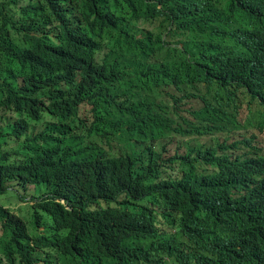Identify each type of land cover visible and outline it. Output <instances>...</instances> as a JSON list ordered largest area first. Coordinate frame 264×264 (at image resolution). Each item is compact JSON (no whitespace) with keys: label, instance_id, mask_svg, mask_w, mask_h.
I'll list each match as a JSON object with an SVG mask.
<instances>
[{"label":"trees","instance_id":"1","mask_svg":"<svg viewBox=\"0 0 264 264\" xmlns=\"http://www.w3.org/2000/svg\"><path fill=\"white\" fill-rule=\"evenodd\" d=\"M260 135L264 0H0V264H264Z\"/></svg>","mask_w":264,"mask_h":264},{"label":"rangeland","instance_id":"2","mask_svg":"<svg viewBox=\"0 0 264 264\" xmlns=\"http://www.w3.org/2000/svg\"><path fill=\"white\" fill-rule=\"evenodd\" d=\"M244 117H246V113L244 114ZM169 139H166L164 141L167 142ZM181 140L180 136H176L174 138V141L177 143ZM199 141H205L206 138L198 139ZM257 141L259 142V146L263 149L264 152V136L260 135L257 138ZM48 188L45 185L37 186L35 189L33 187L30 188V195H39L40 193L46 192ZM8 191V192H7ZM4 193H0V203L6 207H9L11 210L15 209L24 219L29 220V217L31 218V209H29V203L28 201H21L19 202L18 197L20 196L21 192H19L15 188H9ZM36 193V194H35ZM27 196V195H26ZM33 203V202H32ZM34 232V230H32Z\"/></svg>","mask_w":264,"mask_h":264},{"label":"clouds","instance_id":"3","mask_svg":"<svg viewBox=\"0 0 264 264\" xmlns=\"http://www.w3.org/2000/svg\"><path fill=\"white\" fill-rule=\"evenodd\" d=\"M31 187H33V188L35 189V186H34V185L29 186V189H30ZM43 193H44V192H43ZM26 195H27V196H26ZM26 195H25L24 198L20 199L19 202H21V201H28L29 203H31V204L29 205V207H30L29 209H32L31 205L35 204L36 201H37V199H34L33 197H38L39 195H30V194H27V193H26ZM32 202H33V203H32ZM64 204H66L65 201H64Z\"/></svg>","mask_w":264,"mask_h":264}]
</instances>
